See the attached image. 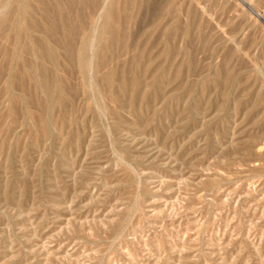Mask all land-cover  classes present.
Segmentation results:
<instances>
[{"label": "rangeland", "instance_id": "1", "mask_svg": "<svg viewBox=\"0 0 264 264\" xmlns=\"http://www.w3.org/2000/svg\"><path fill=\"white\" fill-rule=\"evenodd\" d=\"M0 264H264V0H0Z\"/></svg>", "mask_w": 264, "mask_h": 264}, {"label": "bare ground", "instance_id": "2", "mask_svg": "<svg viewBox=\"0 0 264 264\" xmlns=\"http://www.w3.org/2000/svg\"><path fill=\"white\" fill-rule=\"evenodd\" d=\"M100 8V7H99ZM101 10V9H100ZM98 13V12H97ZM95 14V13H94ZM98 15V14H97ZM98 19V18H97ZM98 21V20H97ZM92 24V23H91ZM73 28V27H72ZM94 31V30H93ZM63 41V40H62ZM55 44V43H54ZM60 47V46H59ZM74 53V52H73ZM75 54V53H74ZM73 59V58H72ZM74 62V61H73ZM76 62V61H75ZM64 65V64H63ZM21 72V71H20ZM76 74V73H75ZM88 75H90V74H88ZM1 81H2V79H1ZM7 85V84H6ZM117 91V90H116ZM126 101V100H125ZM48 105V104H47ZM129 214V213H128Z\"/></svg>", "mask_w": 264, "mask_h": 264}]
</instances>
